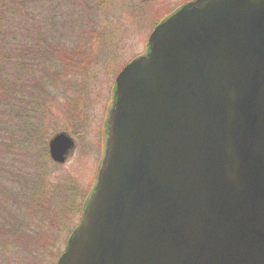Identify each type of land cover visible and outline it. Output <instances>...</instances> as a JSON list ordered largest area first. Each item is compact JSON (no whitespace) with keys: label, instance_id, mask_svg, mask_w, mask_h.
<instances>
[{"label":"water","instance_id":"95a60500","mask_svg":"<svg viewBox=\"0 0 264 264\" xmlns=\"http://www.w3.org/2000/svg\"><path fill=\"white\" fill-rule=\"evenodd\" d=\"M106 147L57 264H264V0L159 25L116 79Z\"/></svg>","mask_w":264,"mask_h":264},{"label":"rangeland","instance_id":"374dc122","mask_svg":"<svg viewBox=\"0 0 264 264\" xmlns=\"http://www.w3.org/2000/svg\"><path fill=\"white\" fill-rule=\"evenodd\" d=\"M34 1L35 15L47 23L33 34L43 37L51 63L42 61L33 80L26 78V93L16 92L26 105L21 121L0 128V202L13 233L0 235V264H57L106 150L115 79L145 53L154 27L188 0ZM60 133L75 150L59 165L48 144ZM38 171L41 188L24 191ZM34 189L41 190L36 201Z\"/></svg>","mask_w":264,"mask_h":264},{"label":"trees","instance_id":"16d2710c","mask_svg":"<svg viewBox=\"0 0 264 264\" xmlns=\"http://www.w3.org/2000/svg\"><path fill=\"white\" fill-rule=\"evenodd\" d=\"M36 4L34 0H0V128L8 129L12 119L21 121L26 113V105L21 100H17L16 92L26 93L27 80L32 81L38 72V66L44 62H50L49 50L41 35L35 36L34 32H39L44 22L35 15ZM38 20V28L35 22ZM31 24V25H30ZM26 81V82H25ZM42 171L36 172V181L25 180L24 191L29 190V185L38 184L40 179H44ZM1 182V179H0ZM87 188V187H86ZM30 200L37 196L41 190L34 189ZM88 191V188H87ZM43 196V192H42ZM21 200V201H20ZM15 204H25L21 198L14 200ZM5 205L0 202V235L13 236L12 229H8V216L5 212ZM24 233H28V230Z\"/></svg>","mask_w":264,"mask_h":264},{"label":"flooded vegetation","instance_id":"af4514ba","mask_svg":"<svg viewBox=\"0 0 264 264\" xmlns=\"http://www.w3.org/2000/svg\"><path fill=\"white\" fill-rule=\"evenodd\" d=\"M150 4V3H149Z\"/></svg>","mask_w":264,"mask_h":264}]
</instances>
